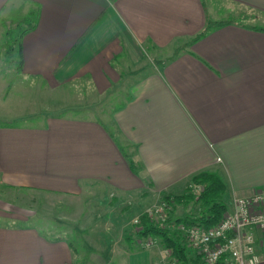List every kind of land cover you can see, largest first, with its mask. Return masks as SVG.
Segmentation results:
<instances>
[{"label":"crops","instance_id":"obj_1","mask_svg":"<svg viewBox=\"0 0 264 264\" xmlns=\"http://www.w3.org/2000/svg\"><path fill=\"white\" fill-rule=\"evenodd\" d=\"M206 1L0 0V15L10 7L34 11L20 36L26 77L54 88L85 79L105 99L124 90L107 110L109 123L90 111L56 115L59 107L47 103L48 115L0 124V186L73 200L100 185L97 203L109 201L129 219L163 195L186 193L205 170L224 180L228 210L237 197L264 189V28L228 22L205 32L217 21ZM222 1L264 20V0ZM142 67L144 74L125 81ZM177 204L174 211H183ZM99 205L95 218L107 210ZM137 241L123 246L122 264H159L161 241L150 248ZM96 249L98 258L83 257L35 224L0 226V264H101L105 248Z\"/></svg>","mask_w":264,"mask_h":264},{"label":"rangeland","instance_id":"obj_2","mask_svg":"<svg viewBox=\"0 0 264 264\" xmlns=\"http://www.w3.org/2000/svg\"><path fill=\"white\" fill-rule=\"evenodd\" d=\"M206 4L208 9L212 10L210 17L217 20L210 21L212 23L232 22L245 28H264V20L260 17H254V13L247 9L237 8L236 5L222 0H207ZM4 11L0 15V112H5V115H3L4 120H1L0 124H6V120L15 122V119H18L17 116L23 117L24 114L29 112L31 113L28 121H34L38 119V114H49L45 110H48L50 104L59 107V110L54 112L56 115L82 116L90 111L94 116H99L105 123H109L107 110H111L112 106L120 104L119 101L124 90H117L105 99L99 98L96 91L86 84L85 79L74 81L60 88H54L49 85L46 87L40 79L26 77L19 67L20 36L22 31L32 24L30 22H33L34 11L28 9L23 13L21 10L13 11L11 7ZM23 15H26V17ZM146 71L142 67L141 72L135 70L132 73L130 72L129 75L125 73V81L129 83ZM49 108L52 109V107ZM195 185L202 184L192 180L187 192L192 194ZM102 193V186H92L86 192L73 196V200H71L70 196L61 193L60 195L47 192L35 193L0 186V206L3 207L1 211H4L3 213L7 215V217L0 216V226H15L17 224L18 226H29L35 224L45 230L51 237L64 236L68 238L73 246L80 251V256L85 257L87 254H93L89 250L87 251L88 245H91V248H95L93 257L98 258L100 254L96 246L104 247L105 254H101L103 260L101 264H122V261L125 263L127 259V257L123 259V256H125L124 245L134 243L136 238L140 245L139 248H143L139 236L136 235L137 231L134 224L136 216L132 215L130 219L129 217L120 216L124 212H118L114 206L108 208L109 201L105 200L101 205H106L107 212H99V217L95 218L94 206L100 204L97 203L99 198L96 197L101 199ZM199 197H194V199L197 201ZM163 202L165 201L163 200L161 204ZM161 204L159 203L156 207ZM101 205H99V210H103ZM177 205H174V207ZM231 206L233 205H229L230 211L233 209ZM181 207L183 211H181V208H177L172 213L174 219L197 214L200 211L199 204L195 201L183 204ZM12 214H20V216L25 217L33 214V217L28 220H16L9 218ZM173 224H167V227L181 235L182 232ZM129 237L133 242L129 240ZM154 240L157 243L161 241L158 237H154ZM158 254L159 264H180L168 248L163 247ZM126 264H128V260Z\"/></svg>","mask_w":264,"mask_h":264},{"label":"built area","instance_id":"obj_3","mask_svg":"<svg viewBox=\"0 0 264 264\" xmlns=\"http://www.w3.org/2000/svg\"><path fill=\"white\" fill-rule=\"evenodd\" d=\"M202 190V185H195L192 194L198 198ZM174 203L172 199L171 203L163 202L147 211L151 222L157 225L167 222L169 212H173L177 204ZM172 223L182 232L184 245L197 257L192 264H262L259 233L264 232V189L249 196L237 197L233 209L227 210L221 220L212 226ZM134 224L136 230L142 228L141 216L134 219ZM139 241L144 248L153 247L157 243L151 236Z\"/></svg>","mask_w":264,"mask_h":264},{"label":"trees","instance_id":"obj_4","mask_svg":"<svg viewBox=\"0 0 264 264\" xmlns=\"http://www.w3.org/2000/svg\"><path fill=\"white\" fill-rule=\"evenodd\" d=\"M220 24L222 23H208L205 32H207L212 26ZM20 62L22 61L20 60ZM192 180L203 185V191L197 201L189 192L173 197L170 195H163V200L167 203H171L173 199L175 203L184 202V204H189L190 202L195 201L200 207V211L197 214H191L184 216L183 218L180 217L174 219L172 216L173 212L170 211L169 219L165 224L155 225L151 222L147 212H145L141 215L142 228L140 230H136V235L139 236V239H145L149 236L160 238L162 247L172 249L173 255L179 260L180 264H192V262L197 260V257H195L184 245L183 237L167 227V224L183 221L187 224L200 223L209 227L218 223L228 210L227 204L224 200L226 184L219 173L211 170H205L193 176ZM52 238L68 239L64 236H52ZM129 239L131 240L130 237ZM69 243L74 250L77 251V248L73 246V243L71 241H69ZM216 264L223 263L218 262Z\"/></svg>","mask_w":264,"mask_h":264}]
</instances>
